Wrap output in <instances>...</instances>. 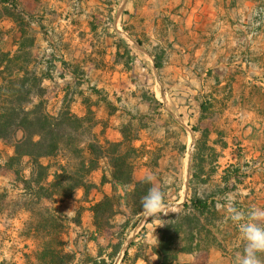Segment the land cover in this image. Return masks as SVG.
I'll list each match as a JSON object with an SVG mask.
<instances>
[{
  "label": "crops",
  "instance_id": "crops-1",
  "mask_svg": "<svg viewBox=\"0 0 264 264\" xmlns=\"http://www.w3.org/2000/svg\"><path fill=\"white\" fill-rule=\"evenodd\" d=\"M118 1L0 0L42 31L49 62L40 64V72L47 76L49 71L43 65L56 63V59L64 60L65 65L69 60L74 63L68 70L61 69L64 78L60 84L44 80L50 105L70 96L71 109L77 115L84 117L91 109L97 120L95 132L102 141L120 143L124 128L133 127L138 136L134 145L148 153L136 167V181L148 176L157 181L158 168L151 166L154 153L165 156L175 149L177 140L184 144L181 149H189V140L200 137L194 129L209 130L213 142L229 140L231 134L243 135L248 144L263 142L264 25H257L256 15L264 10V0ZM38 17L41 20L37 21ZM1 24L5 40L9 38L16 50L21 36L13 29L18 23L8 15ZM44 31L50 36L44 37ZM87 72L92 79L80 83L75 95L70 94L69 80L73 83ZM135 72L145 77L157 75V106L137 85L115 84L120 77ZM217 148L225 153L230 145ZM14 152L13 146L0 140V187L14 182L15 174L7 168ZM104 175L108 182L92 198L97 202L105 194L124 195L122 187L114 189L112 172L105 162L92 174V181L100 185ZM191 180L192 171L189 179L184 176L181 188H189ZM82 197L83 191H79L58 207L72 210L71 219L76 209L78 213L84 207L86 220L83 217L82 227L75 225L83 232L92 231L91 205L81 203ZM159 228L155 225L153 230L158 232ZM180 260L198 263L193 255H182ZM137 264L146 262L138 260Z\"/></svg>",
  "mask_w": 264,
  "mask_h": 264
},
{
  "label": "trees",
  "instance_id": "trees-1",
  "mask_svg": "<svg viewBox=\"0 0 264 264\" xmlns=\"http://www.w3.org/2000/svg\"><path fill=\"white\" fill-rule=\"evenodd\" d=\"M16 16L20 18L18 26L26 36V27L32 28L31 19L23 25V15ZM18 47L15 54L0 48V140L9 135V144L15 149L7 168L14 172L21 190L18 186L15 188L20 193L12 198V202L15 207L18 202L22 203L21 210L31 214L28 224L31 236L35 239L42 237L43 245L36 255L38 263L118 264L124 252L121 264H137L140 259L146 264H184L180 260L181 254L208 252L214 248L227 258L230 238L236 239L241 234L236 225L226 221L218 200L231 192V182L239 170L234 165L230 166L222 177L225 187L201 194L193 187V179L205 174L207 160L202 155L198 170L192 168L190 189L193 196L184 203V211L180 215L163 220L157 232L156 245L146 243V226L129 242L130 234L138 228L144 216L142 198L153 188L151 183L135 179L138 163L148 154L134 145L138 138L136 130L131 126L124 128V140L120 143L102 141L95 132L97 120L91 109L84 117L74 113L69 105L52 114L48 90L44 86L46 73L32 67L34 62H27V65L21 63L19 53L26 48L25 43H19ZM205 109L202 107V110ZM194 131L204 139V151L211 132L207 129ZM20 132L23 135L18 138ZM104 162L112 172L114 189L122 187L125 193L105 194L102 200L96 202L92 198L93 193L101 192L108 179L104 175L101 184L97 185L92 181V174ZM217 172V169H211L203 183L208 184ZM79 191H83L80 202L91 205L94 227L92 231H84L82 237L98 248L97 254H88L83 263H78L77 252L68 251L69 242L59 232L65 216L56 207L59 202L75 198ZM221 205L225 208V203ZM84 210L81 207L71 219L78 227L83 226ZM121 214L125 221L116 225V218ZM152 221L153 217L148 224ZM226 225L223 228H227V233L221 229ZM106 230H111L112 234L109 241L103 244L101 238ZM85 247L87 249L88 244ZM133 249H136L134 255L131 252ZM151 251L156 254V260L151 258ZM236 257L233 256L230 264H235Z\"/></svg>",
  "mask_w": 264,
  "mask_h": 264
},
{
  "label": "rangeland",
  "instance_id": "rangeland-1",
  "mask_svg": "<svg viewBox=\"0 0 264 264\" xmlns=\"http://www.w3.org/2000/svg\"><path fill=\"white\" fill-rule=\"evenodd\" d=\"M122 1L123 0H119L118 2L121 3ZM8 15L12 16L18 24L21 22L20 18H17V14H15L12 10H8L6 5L0 4V48H2L5 52H12L15 54L18 52L19 47L15 50L12 47L13 45L11 44L10 39L8 38L5 40L6 31L3 29L5 26L1 24L2 20ZM36 20L39 21L41 19L38 17ZM22 22L23 23L21 24L23 25L27 24L24 20H22ZM26 29L28 30V34L26 36L23 35L19 26L13 29V32H17L23 39L20 40L19 43L24 42L26 46V48L23 49L21 53H19V57H21V63L24 65H27V62H34L32 67L40 72V68L42 67L40 63H43V61L49 62L46 58L48 53L47 48L49 47L46 46L44 38L41 36L42 31L36 29V27L33 25L31 29L27 27ZM43 33L45 34L44 37L50 36L48 31H44ZM51 43L52 42H49L48 46H50ZM59 60L61 59H56V63L50 62L43 66L47 67V71H49L46 78L54 83L56 82L60 84V80L64 78L61 73V69L63 67L65 69L67 67L71 68L74 63L73 61L69 60L67 61L69 65H65L64 60L63 62ZM90 78L92 79L91 75L87 72V75L81 73V76L74 80L73 83V80H69L71 85H69L71 89L70 94L75 95L78 92L80 83H85L86 81H89ZM120 78L121 79L115 84L120 83L123 85H137V89L140 87L143 93H145V96L150 95L147 96L149 97L148 101H151L154 106H157V75L153 74L152 77H145L142 74H136L135 72L132 75L128 74ZM114 98L115 96L112 97V99ZM72 101L73 98H70L69 96L63 98L61 101L53 102L50 105V111L53 114H56L64 106H71ZM155 113H158V111ZM22 135L23 134L20 132L17 137L20 138ZM1 141L6 142L9 145L11 141L10 136L5 135ZM246 141L247 140L245 137L241 134H231V138L229 140H221V138H219L213 142L210 139L205 150L202 151L204 139L202 140L201 137L195 140L190 139L189 149L186 150L185 146H183V149H181L182 145H184L183 142L181 140H177L175 141V149L168 150L169 154L167 153L165 156L161 155L160 157V152H157L153 155L151 165L154 168H158V171H156V176L159 181L152 179L151 186L163 192L166 207L161 212L162 215L160 214L158 217H153V221L149 223L151 225H149L147 228L148 233L146 243H150L151 245L155 246L157 243L156 237L158 234L153 230L154 226L159 225L161 227L164 219L170 218L172 216H178L184 211L185 202L180 200L181 197L183 196L184 198L186 197L191 199L193 194L190 187L182 189L180 185L184 180V176L188 177L189 179V173L192 171V168L195 171L198 170L202 155H204L207 160L204 164L205 174L201 175V178L193 179V187H196V189H198L201 194L212 193L217 190V187H225L226 183L223 181L222 177L224 175V171L230 166L234 165L235 168L239 170V173L235 174L237 175L234 177L235 180L231 182V192L228 195L222 196L218 200L220 209H222L223 213L226 215V221L229 220L231 222L227 212V201L229 199L232 200L236 208L245 212H247V210L252 207L264 208V139L259 145L256 143L248 144ZM228 144L230 145V149L229 151H226L227 153L219 152L217 146L226 148L228 147ZM211 169H217L218 172L212 178V180L208 182V184H204L203 180L207 179L206 177H208V172ZM11 181H9L7 185L0 187V264H39L36 259V255L38 250H41L43 245L42 237L40 236L39 239H35L33 236H31L32 234L28 229V224L31 220V214L25 210H21L20 205L22 203L18 202V205L16 207L14 206L12 198L20 193L21 186L16 183V176H14V182L11 183ZM17 186L20 190L15 189ZM221 203H225V208H221ZM56 207L59 208L58 204ZM69 211L70 210L68 209L64 211L65 214L63 215L65 218H62L64 221L62 222L63 225L59 229V232L63 239L69 242L70 246L68 251L75 253L77 252L78 263H83L86 260L88 254L96 255L98 248L95 243L85 242V238L82 237L83 230H79L74 222L72 224L70 220L71 212ZM76 212L77 209L73 215L76 216ZM83 217L86 220L87 216L84 214V212ZM150 218L152 217H148L144 214L138 229L130 234L129 242L139 235L143 227L148 224V220ZM116 219L117 222L115 224L120 225L123 220H125V217L123 214H121L118 215ZM231 224L234 225L233 223ZM227 226L228 225L221 226L222 231L225 233H227L226 231L228 230L227 228L223 227ZM111 234V230H106L104 236L101 238V242L106 244L109 241ZM87 244L88 248L86 249L85 246ZM128 244L126 245L125 250ZM244 244L245 242L243 241L241 235L236 239L230 238V246H228L229 255L227 258L224 257L222 252L217 249H213V252L210 250L208 252L203 251L186 255H193V257H195V259L198 261L197 264H230V262L234 260L233 256L243 253ZM134 250H132V255L136 253ZM150 255H153V257L156 256L154 251H151ZM182 255L185 254H181L180 257ZM123 256L124 252L121 254L118 264L122 263Z\"/></svg>",
  "mask_w": 264,
  "mask_h": 264
},
{
  "label": "clouds",
  "instance_id": "clouds-1",
  "mask_svg": "<svg viewBox=\"0 0 264 264\" xmlns=\"http://www.w3.org/2000/svg\"><path fill=\"white\" fill-rule=\"evenodd\" d=\"M152 179L148 176L145 181L151 183ZM165 207L164 194L159 189L150 188L142 198L143 213L148 217H158ZM227 212L245 242L243 253L237 255L235 264H264V208L252 207L245 212L229 199Z\"/></svg>",
  "mask_w": 264,
  "mask_h": 264
},
{
  "label": "built area",
  "instance_id": "built-area-1",
  "mask_svg": "<svg viewBox=\"0 0 264 264\" xmlns=\"http://www.w3.org/2000/svg\"><path fill=\"white\" fill-rule=\"evenodd\" d=\"M256 16H257V25L259 27L263 26L264 25V10L259 11Z\"/></svg>",
  "mask_w": 264,
  "mask_h": 264
}]
</instances>
